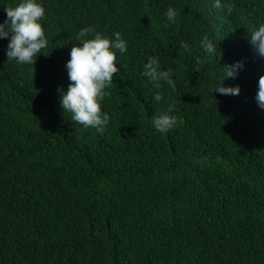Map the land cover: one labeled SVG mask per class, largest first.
I'll return each instance as SVG.
<instances>
[{"label":"trees","instance_id":"trees-1","mask_svg":"<svg viewBox=\"0 0 264 264\" xmlns=\"http://www.w3.org/2000/svg\"><path fill=\"white\" fill-rule=\"evenodd\" d=\"M16 2L0 0V21ZM41 2L47 56L18 66L0 39V264H264V57L247 39L264 0H228L231 14L214 0ZM169 6L179 15L165 27ZM87 25L128 42L100 133L62 111L57 91ZM204 35L219 54L200 48ZM148 55L174 70L175 86L159 91L177 124L163 135L151 123L166 104L142 75ZM237 60L243 70L223 84L240 93L211 94Z\"/></svg>","mask_w":264,"mask_h":264},{"label":"clouds","instance_id":"clouds-1","mask_svg":"<svg viewBox=\"0 0 264 264\" xmlns=\"http://www.w3.org/2000/svg\"><path fill=\"white\" fill-rule=\"evenodd\" d=\"M214 7L229 14L234 11L228 0H214ZM5 12V19L0 21V39L9 38L5 49L7 59L14 60L18 66H33L37 55L43 54L42 50L49 44L42 25L46 16L45 7L41 0H17L14 6L5 7ZM178 15L179 11L169 6L164 13L165 27L175 24ZM247 39L255 52L264 57V22L254 27ZM76 41L70 49V58L65 62L70 83L66 91L62 87L57 88L60 94L59 107L64 112H70L73 121L85 128H95L100 133L106 130L111 119L109 113L102 110V102L111 95L109 89L114 83V74L120 73L117 53L125 54L128 42L120 32L108 36L94 25L81 27L76 33ZM199 46L208 55L218 53L217 42L208 35L202 37ZM181 47L185 52L190 51L186 42L182 41ZM243 68L242 60L225 65L222 68L224 74L219 82L210 86V93L215 89L220 95H238L239 85H224L223 80L235 79ZM142 75L157 89L153 94L154 100L166 104V108L153 115L151 120L156 131L161 135L166 134L176 126L177 116L174 114V105L167 103V98L159 89L163 87L162 82L175 86L174 70L171 67L162 68L156 56L148 55L143 63ZM255 100L257 106L264 109V75L258 78Z\"/></svg>","mask_w":264,"mask_h":264}]
</instances>
